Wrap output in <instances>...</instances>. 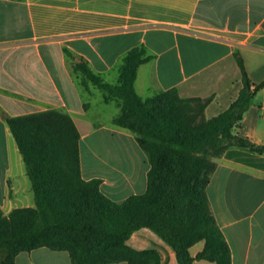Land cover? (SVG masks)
Listing matches in <instances>:
<instances>
[{
    "label": "crops",
    "instance_id": "obj_1",
    "mask_svg": "<svg viewBox=\"0 0 264 264\" xmlns=\"http://www.w3.org/2000/svg\"><path fill=\"white\" fill-rule=\"evenodd\" d=\"M142 45L153 59L138 69V94L147 98L177 88L182 98L212 97L205 116L213 117L230 106L242 86L236 52L252 84L264 81V0H0V208L4 215L35 206L7 119L51 109L70 114L80 131L84 179H102L101 189L111 199L112 194L131 189L123 199H113L118 202L146 190L150 163L143 150L131 155L127 168L120 166L118 154L113 163L98 152L92 153L85 167L84 132L107 131L137 141L126 129L108 128L103 121L105 108L95 109L87 100L97 87L90 84L87 90L80 84L66 52L86 61L109 82L112 75L119 77L125 54ZM102 101L106 106L114 102H106L104 94ZM238 133L264 145V87L254 95ZM208 195L231 249L232 264H264V154L227 149L217 159ZM126 244L136 251L155 252L160 264H179L174 248L150 228L136 230ZM204 245V241L193 245L191 255L196 257ZM7 254L0 249V264ZM16 264L73 263L68 252L41 248L20 253ZM193 264L216 263L195 259Z\"/></svg>",
    "mask_w": 264,
    "mask_h": 264
},
{
    "label": "trees",
    "instance_id": "obj_2",
    "mask_svg": "<svg viewBox=\"0 0 264 264\" xmlns=\"http://www.w3.org/2000/svg\"><path fill=\"white\" fill-rule=\"evenodd\" d=\"M66 52L85 89L92 84L102 90L106 102H117L120 113L113 124L133 133L148 157L147 188L118 202L104 194L102 179H84L81 134L70 114L51 109L9 117L35 206L15 208L9 215L0 208V249L8 252L2 264H16L20 253L41 248L68 252L73 264H160L155 252L136 251L126 244L143 227L174 248L179 264H193L195 259L232 264L208 186L217 159L227 149L264 154V145L238 133L264 81L252 84L236 52L242 72L239 93L227 109L207 118L212 97L182 98L177 88L147 98L138 94V69L153 59L143 45L125 54L117 84ZM201 241L204 249L193 257L190 248Z\"/></svg>",
    "mask_w": 264,
    "mask_h": 264
},
{
    "label": "rangeland",
    "instance_id": "obj_3",
    "mask_svg": "<svg viewBox=\"0 0 264 264\" xmlns=\"http://www.w3.org/2000/svg\"><path fill=\"white\" fill-rule=\"evenodd\" d=\"M109 83L117 84L118 83V75H112L108 78ZM94 96L90 97L87 95V100L92 101V104L95 109L97 108H105L103 114V121H105L108 125V128H120L116 125L110 123L111 117L118 115L120 113V108L116 101L110 103L108 106L104 105L102 101V90L99 88L95 89ZM84 132V130H83ZM85 137L81 142V149L83 155V162L85 167L91 163L92 161V153H105L107 155V161L109 162H116V158L118 157L120 166H124L127 168L128 162L130 161V157L134 153H140L142 149L137 145L134 139L125 137V136H118V135H111L110 132L101 131L98 133L90 134L84 132ZM114 154V155H111ZM115 154H118L117 157ZM109 177H113L112 174H108ZM107 193L110 192L107 190ZM130 190H125L123 193L120 194H109L113 199L121 200L126 197L130 193ZM142 193L143 190H138Z\"/></svg>",
    "mask_w": 264,
    "mask_h": 264
}]
</instances>
